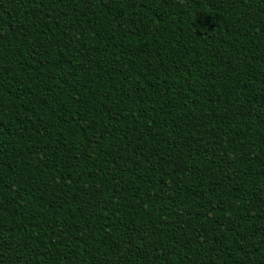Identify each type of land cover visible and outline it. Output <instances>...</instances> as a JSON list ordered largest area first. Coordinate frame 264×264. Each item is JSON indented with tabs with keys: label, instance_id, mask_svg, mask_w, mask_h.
I'll return each instance as SVG.
<instances>
[{
	"label": "trees",
	"instance_id": "1",
	"mask_svg": "<svg viewBox=\"0 0 264 264\" xmlns=\"http://www.w3.org/2000/svg\"><path fill=\"white\" fill-rule=\"evenodd\" d=\"M0 264H264V0H0Z\"/></svg>",
	"mask_w": 264,
	"mask_h": 264
}]
</instances>
